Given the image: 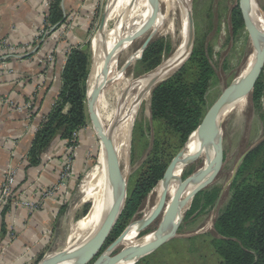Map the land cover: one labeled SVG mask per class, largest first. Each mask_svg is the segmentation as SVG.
<instances>
[{
  "label": "rangeland",
  "instance_id": "obj_1",
  "mask_svg": "<svg viewBox=\"0 0 264 264\" xmlns=\"http://www.w3.org/2000/svg\"><path fill=\"white\" fill-rule=\"evenodd\" d=\"M130 1L99 0L95 15L91 20L92 27L83 42L90 72L85 102L86 123L90 131L88 150L82 159V170L73 180L72 202L58 229L52 253L81 244L94 227V223L90 221L95 205L96 191L93 185L99 179L94 178L93 174L101 165V138L88 108L91 76L100 48L108 46L109 32L119 25L122 30L120 35H123L136 16L146 8L145 0ZM131 6L137 8L135 13H129ZM237 6L240 8V0H190V12L194 23L193 46L178 68L156 86L174 75L187 83L195 81L198 78L199 64L192 56L196 44L201 43L205 50L211 49V60L216 70L213 83L205 96L207 112L223 90L239 78L256 48V43L246 23L237 26L233 21V8ZM180 8L179 4H174L162 19L159 16L158 6L152 14L157 17V22L162 19L159 24L154 22L144 28L119 54L115 71L109 76L111 80L104 86L97 102L102 123L106 128H109L116 119L119 106L125 103L128 108L133 100L132 97L137 94L136 89L133 88L123 99L122 94L125 88L144 74L165 64L178 52L184 39L183 29L186 22ZM251 10L256 12L258 19H261L260 24L264 25V0H253ZM103 18L106 19L104 33L100 31ZM144 45L147 46L141 53ZM121 71L122 74L118 75ZM257 81H259L258 87H263L262 96L259 99L254 97L257 92L256 82L242 101L222 117L220 138L223 160L216 177L210 184L200 189L183 209L185 212L182 213L180 225L173 237L157 249L139 259L134 258L128 264H222L221 257L212 243L215 237L214 223L230 202L231 180H233L237 162L264 136V75L262 73ZM153 90L147 92L140 101L131 130L129 146L120 156L122 175L126 180V196L118 220L97 257L109 250L122 234H126L133 223L145 219L158 203L163 178L155 179L157 165L164 164L167 168L180 151L184 150L189 153L187 145L194 131L188 140L183 142L181 134L176 129L153 118L151 110ZM207 161L208 152L204 150L191 163L182 168L180 174L182 179L196 174L207 164ZM137 187L140 188L141 200L137 209L131 212V217L127 218L123 216L127 200ZM170 193L168 192V201L172 197ZM210 198H213L212 201ZM183 199L186 198L183 197ZM165 213L164 209L151 224L138 233L134 240L140 242L145 236L156 232L164 220ZM126 247L127 243L122 241L111 251L110 256ZM94 260L88 264H93Z\"/></svg>",
  "mask_w": 264,
  "mask_h": 264
},
{
  "label": "crops",
  "instance_id": "obj_2",
  "mask_svg": "<svg viewBox=\"0 0 264 264\" xmlns=\"http://www.w3.org/2000/svg\"><path fill=\"white\" fill-rule=\"evenodd\" d=\"M43 1L0 0V40L8 38L18 44L33 41L43 20ZM64 4L67 19L62 25L33 43L25 57L0 61V143L3 146L0 150V185L8 165L20 164L15 194L23 198H35L39 188L57 177L66 140L55 137L43 152L39 165L27 166V155L41 114L52 109L59 93L68 48L84 45L99 0H64ZM63 26L69 28L65 37L60 36ZM51 52L56 59L48 66L46 57ZM6 97L19 104L34 98L37 113L32 116L6 106L2 102ZM89 135L87 125L82 131L74 177L64 198L50 200L34 213L15 205L0 209V264H40L52 254L58 229L72 202L73 180L82 170ZM11 231L15 232V237L10 235Z\"/></svg>",
  "mask_w": 264,
  "mask_h": 264
},
{
  "label": "trees",
  "instance_id": "obj_3",
  "mask_svg": "<svg viewBox=\"0 0 264 264\" xmlns=\"http://www.w3.org/2000/svg\"><path fill=\"white\" fill-rule=\"evenodd\" d=\"M61 1L54 0L50 8L49 30L56 24L59 27L67 19ZM232 18L237 26L245 23L239 6L233 8ZM211 53L210 48L205 50L201 43H197L192 57L199 64L198 78L187 83L174 75L152 92L153 118L176 129L183 142L197 130L206 114V92L216 75ZM89 73L85 49L74 46L61 73L62 82L55 103L35 133L27 155V166L41 163L43 152L55 137L67 141L75 130L87 125L85 102ZM258 84L259 81L254 95L256 99L263 94V87ZM166 169V165L158 164L155 179L163 178ZM231 186L230 202L214 223V248L222 264H264V139L240 163ZM139 189L137 187L130 194L123 216L130 218L131 212L137 209L141 200Z\"/></svg>",
  "mask_w": 264,
  "mask_h": 264
},
{
  "label": "water",
  "instance_id": "obj_4",
  "mask_svg": "<svg viewBox=\"0 0 264 264\" xmlns=\"http://www.w3.org/2000/svg\"><path fill=\"white\" fill-rule=\"evenodd\" d=\"M151 1L153 4H156L158 2V0H151ZM252 4H253V0H240V8H241V12L243 14L245 23L257 46L260 40L262 39L264 40V32H262L256 26V24H254L251 18L250 7L252 6ZM62 8L65 11L64 13L66 17L67 14L65 10L64 0H62ZM187 17H188L187 36L184 41L187 50L186 52L182 54L181 58L178 59L177 61L182 60L190 52L193 46V43H194V23H193V18H192V14L190 10L188 11ZM105 20L106 19L103 18V22L100 26V31L102 33H104V30H105ZM153 21H154V14H152V17L149 18V20L135 34H133L132 37H130L127 40H124L121 44V47L118 48L114 52V54L116 53V55L119 56V54L124 49V47L129 45L134 40V38L144 28H146L147 26H150ZM57 26L58 24L53 25L50 28L49 32L50 33L54 32ZM146 46L147 45H144L142 47L141 53H143ZM12 57L22 58V57H25V55L7 54L5 56L0 57V61L5 60L7 58H12ZM109 67H110L109 64L105 65L104 76L99 82L97 88H95L94 95L91 98H89L88 108H89L91 119L97 127L98 135L100 136L104 144L108 176L112 183L113 191H114V202L111 208L109 209V211L107 212L105 218L103 219L97 232L85 244H83L80 248L75 249V250L65 251L64 249H62L60 251L54 252L48 255L40 264H60L62 261H64L67 257H69L72 254H81V257H80L81 264H88L94 259L95 260L93 264H119L120 261H122L125 257L129 256L130 254H134L138 257H142L152 252L153 250L161 246L164 242H166L169 238L175 235V232L178 229L180 225V221L182 219V215H180V211L182 208V201H183L182 199H183L185 190L188 187V185L194 179L200 180L208 176V179L206 180L205 185L199 188L197 190L198 192L200 189H202L203 187L207 186L208 184L212 182V180L216 177L221 167L222 160H223V148H222V142L220 138L218 140L217 149H216V152L213 158L209 162H207V164L201 170H199L196 174L189 176L185 179H182V177L180 176L179 186L175 194L169 199V201L167 199L168 189L164 188V190L161 192V196H160L158 203L155 205V207L150 212V214L145 219L138 222L140 223V227H139V232H140L141 230L146 228L149 224H151L165 209L166 213H165V217L162 223H165V224H169L171 222L174 223L173 228L170 232L163 234L161 237L151 242L136 244L134 246H130L129 248L126 247L120 252L110 256L111 251L124 240L125 234H122L112 244L109 250H107L106 252H104L103 254L97 257V255L99 254V252L105 245L108 237L110 236L111 231L113 230L118 220V217L123 208V203H124L125 196H126V180L122 175L120 158L113 144V131H110V132L106 131L104 124L100 120V115H99L98 106H97L98 98L101 95L104 86L111 80V78H109L110 76ZM263 68H264V44L259 50L258 55L255 61L253 62L252 66L249 68V70L242 77L236 78L232 83H230L223 90V92L218 97V99L214 102V104L206 112L203 118V121L201 125L199 126L202 130L203 136H202L201 145L199 146L197 151L185 156V152L184 150H182L172 159V161L168 165L164 173V176H163V181L166 187L175 178V171L179 164H181L183 167L187 166L189 163H191L196 157H198L203 152L204 145H206L209 142H214L220 136L221 130H222V114H223V111L226 105L236 97H244L255 86L259 76L262 73ZM121 70L123 71L124 67ZM165 71H166L165 64H163L149 71L148 73L144 74L138 80L132 82L125 88L122 94V98L123 99L126 98L130 90L135 85H137L141 80L146 79L147 82L145 84V87L143 88L141 92H139L136 98L137 102H140L147 92L152 91L159 82L165 79V75H164ZM117 123H118V117H116V119L112 122L111 127L115 126ZM263 139H264V136L241 156V158L239 159V161L237 162L235 166L233 178H234L237 168L239 167L243 159L246 157V155L249 153V151L252 150Z\"/></svg>",
  "mask_w": 264,
  "mask_h": 264
},
{
  "label": "bare ground",
  "instance_id": "obj_5",
  "mask_svg": "<svg viewBox=\"0 0 264 264\" xmlns=\"http://www.w3.org/2000/svg\"><path fill=\"white\" fill-rule=\"evenodd\" d=\"M130 2H132V0ZM176 3L180 5V7H181L180 9H182V11L184 13V18L186 20V22L184 24V29H183L184 39H183V42L181 43L180 48H179L178 52L176 53V55L173 56L170 60H168L165 63V69H166V71L164 73L165 78L170 76L176 70V68H178V66L181 64L182 60H180V61H177V60L180 59L182 54L184 52H186V50H187L184 41H185V38L187 36V19H188L187 14H188V11L190 10V0H158V2L156 4H153L151 0H145L144 1V5L146 7L145 10L136 16V18L134 19L132 25L128 28V30L126 32H124L123 35H120V32L122 30H120L119 25L115 26V28H113V30H111L109 32V37H108L109 43L107 42L108 46L107 47L105 46L106 48H104V47L100 48V53L98 52L99 55L97 57L95 65L93 66L94 70L92 69L93 73L91 76V91L89 93L90 98L94 95L95 88H97L99 82L101 81V79L104 76L105 65L106 64L110 65V67H109L110 74L113 71H115V68H116L117 63H118V56L116 55V53L114 54V52L118 48L121 47L122 42L124 40H127L130 37H132L133 34H135L149 20V18L152 17V12L158 6H159V10H160L159 16H161L163 19L169 13V11L172 9L173 5ZM136 10H137L136 7L133 8V6H131L129 8V13H135ZM250 15H251V18H252L254 24H256V26L262 32H264V25L260 24L261 19L260 18L258 19L256 12L254 10H251V7H250ZM156 19H157V17L154 16V21L152 22V24L154 22L159 24V22L162 20V19H159L157 22ZM263 44H264V40L262 39V40H260L259 44L256 46L254 52L250 55L249 60L247 62V65L245 66L243 71L240 73L239 78L242 77L249 70V68L252 66V64L255 61V59L258 55V52L261 49V47L263 46ZM120 74H122V71L118 73V75H120ZM146 82H147V80L143 79L137 85H135L133 87L136 89L135 92H137V94L135 97L133 96L134 98L132 97L133 100L131 101V104L128 108H126L125 103L121 104L119 106V108L117 110L118 111V114H117L118 123L113 127H111L112 124L109 126V128L105 127L107 132L113 131V144L116 148V151L118 152L119 158H120V156H122L123 151L126 150L129 146L131 130H132V127L134 125L135 116H136L137 109H138V106L140 103V102H137L136 98H137V95L139 94V92H141L143 90V88L145 87ZM243 98L244 97H236L232 101H230L226 105V107L223 111L222 117L225 114L229 113L239 102L242 101ZM101 119L102 118L100 117V120ZM202 136H203V133H202L201 128L199 127L194 132V134L191 136V139L187 145V147L189 149V151H188L189 153L185 152V156L197 151V149L201 145ZM219 139H220V136L214 142H209L206 145H204L203 151L206 150L208 152V161L207 162H209L213 158V156L215 155V152L217 149V143H218ZM100 148H101V154H100L101 165L99 164L100 166L97 169L95 168L96 170L93 174L94 178H96L97 180L99 179L97 181V183H95L93 185V188L96 191V193H95L94 212H93V215H92L90 221L92 223H94V227H93L92 231L90 232V234L86 237V239L81 242V244L77 245L76 247H72V248L66 247V248H64L65 251H71V250L78 249L83 244H85L90 238H92V236L99 229L103 219L105 218L107 212L109 211V209L111 208V206L114 202V191H113L112 183H111L109 176H108L107 162H106L104 144H103L102 140H101V147ZM182 168H183V166L181 164H179L178 167L176 168V171H175V178L167 185V187L165 186L164 181H162V189L160 188L162 191L164 190V188H167L168 192H171L170 194H172V196L175 194V192L179 186V181H180L179 177L181 176L180 174H181ZM207 179H208V176L203 178V179H200V180L194 179L188 185V187L185 190L184 196H183L186 199H182L183 200L182 201V208H181L182 210L180 211V215H182V213L185 212V211H183V209L187 207L188 203L194 197L197 190L205 185V182ZM174 181H177L178 183L174 182ZM173 225H174V223H172V222L169 224L162 223L161 227L156 232H154L148 236H145L140 242H138V241H135L134 239L137 237V235L139 233L140 223H138V222L133 223L131 225V227L128 229L127 233L125 234L123 241L127 243V248H129L130 246H134L136 244L148 243V242H151V241L161 237L163 234L170 232L173 228ZM80 257H81V254H72L69 257H67L64 261H62L60 264H81ZM136 257H138V256H136L134 254H130L129 256L125 257L122 261H120L119 264H128L131 262V260H134V258H136ZM139 258L140 257H138V259Z\"/></svg>",
  "mask_w": 264,
  "mask_h": 264
},
{
  "label": "built area",
  "instance_id": "obj_6",
  "mask_svg": "<svg viewBox=\"0 0 264 264\" xmlns=\"http://www.w3.org/2000/svg\"><path fill=\"white\" fill-rule=\"evenodd\" d=\"M54 0H44V13L43 20L41 25L38 27V30L35 34L33 41H25L24 43L18 44L12 42L8 38H4L0 40V55L3 54H16V55H24L27 51H29L30 47L35 42H39L42 40L44 36H46L49 32L48 28V16L50 14V8L53 4ZM63 29L60 31V36L65 37L68 34L69 28L68 26H63ZM79 46V45H74ZM71 46L68 48L67 56L70 53L71 49L74 47ZM83 47V45H80ZM56 59V56L53 52L49 53L46 57V64L50 66ZM2 102L15 110L20 112H27L30 115L37 113V108L35 107L34 98L28 99L24 104H19L17 101L6 97L3 98ZM40 122H43L47 119V114H41ZM40 124L36 127V131L39 129ZM87 128L83 126L77 130H75L71 137L67 140V146L62 157L61 162L58 166L57 177L56 179L50 183L45 184L38 190V194L35 198H23L15 194V188L17 183V178L20 171V164L10 163L6 168L4 173L1 185H0V209L3 207L10 206H21L26 208L30 213H34L40 210L48 201L55 200L58 201L61 198H64L68 188L71 184V181L74 177V167L77 156L79 154V144L82 139V131ZM36 133V132H35ZM2 144L0 143V150L2 148ZM12 237H15V232L11 231L10 234Z\"/></svg>",
  "mask_w": 264,
  "mask_h": 264
}]
</instances>
